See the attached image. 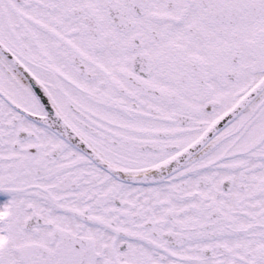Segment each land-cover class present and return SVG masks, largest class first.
I'll list each match as a JSON object with an SVG mask.
<instances>
[{"label":"snow or ice","instance_id":"obj_1","mask_svg":"<svg viewBox=\"0 0 264 264\" xmlns=\"http://www.w3.org/2000/svg\"><path fill=\"white\" fill-rule=\"evenodd\" d=\"M0 264H264V0H0Z\"/></svg>","mask_w":264,"mask_h":264}]
</instances>
